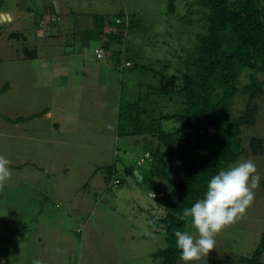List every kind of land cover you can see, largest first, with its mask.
Segmentation results:
<instances>
[{
  "label": "rangeland",
  "instance_id": "obj_1",
  "mask_svg": "<svg viewBox=\"0 0 264 264\" xmlns=\"http://www.w3.org/2000/svg\"><path fill=\"white\" fill-rule=\"evenodd\" d=\"M0 2V154L11 161V175L0 180V264H32L35 258L43 264H162L156 254L168 243L150 223L165 215L162 199L133 176L149 169L146 149L157 140L118 135L121 94L123 105L142 92L146 99L153 91L148 84H159L156 71L177 75L179 84L194 78L190 61L207 13L192 0ZM5 12L19 16L9 22ZM53 20L55 39L47 26ZM111 32L117 35L115 52L122 55L125 43V59L141 67L121 71L108 54L96 58V46ZM258 77L264 81V73ZM248 82L242 76V85ZM149 99L151 106L159 101L156 94ZM164 99L162 112L173 113L178 97ZM254 104L259 111L255 124L243 128L245 154L239 159L253 160L260 175L254 201L215 234L214 248L194 264H244L240 258L250 257L264 234V95ZM245 107L246 97L239 96L232 112L238 116ZM48 109L53 119L40 118ZM60 117L67 119L63 131L55 128ZM254 137L263 140L258 155L249 144ZM109 165L117 166L120 184L106 183ZM155 183L167 189L164 180ZM186 229L195 234L189 224Z\"/></svg>",
  "mask_w": 264,
  "mask_h": 264
},
{
  "label": "trees",
  "instance_id": "obj_2",
  "mask_svg": "<svg viewBox=\"0 0 264 264\" xmlns=\"http://www.w3.org/2000/svg\"><path fill=\"white\" fill-rule=\"evenodd\" d=\"M192 5L207 13L206 31L197 35L196 55L190 61L196 70L195 77L186 76L179 84L177 75L156 71L154 77L159 84L149 83L147 87L149 92L153 90L152 94L148 93L145 99L142 92L139 100L125 99L124 105V94H121L118 113V135L144 134L157 140L156 146L147 147L145 158L149 159L150 166L146 173L140 174L141 183L149 184L151 194L162 199L165 209L164 216L150 219L168 243L167 248L156 254L162 264H179L181 258L174 231L185 230L188 225L186 218L181 219L182 210L202 196L212 175L245 154L243 128L255 124L259 109L257 104L253 105L264 95V81L258 77L264 73V0H192ZM104 31L105 26L100 34ZM114 34H107L109 40L102 46L106 51H114L111 58L119 65L121 55L112 46L117 38ZM27 56L34 55L27 52ZM133 65V69L141 67L137 62L130 67ZM163 65L169 69L170 64ZM242 76L249 79L245 85L241 83ZM154 94L159 101L151 106L149 97ZM239 96L246 97V107L244 113L236 116L232 109ZM167 97L169 100L178 97L179 103L173 105L175 111L171 114L162 112L166 107L161 102ZM252 108L255 109L252 111ZM165 122H172L174 126L165 129ZM249 144L254 155L263 152L262 139L254 137ZM105 170L107 184H120L116 179V165L106 166ZM155 179L164 180L167 189L157 185ZM263 257L264 234L253 254L240 261L264 264Z\"/></svg>",
  "mask_w": 264,
  "mask_h": 264
},
{
  "label": "clouds",
  "instance_id": "obj_3",
  "mask_svg": "<svg viewBox=\"0 0 264 264\" xmlns=\"http://www.w3.org/2000/svg\"><path fill=\"white\" fill-rule=\"evenodd\" d=\"M112 53L114 51L110 55ZM10 164L11 161L0 154V180L11 175ZM260 179L251 159L238 160L210 177L202 196L181 213V219H187L195 234L187 229L174 231L175 246L184 264H194L214 248L215 234L238 219L253 203L254 189ZM32 264H43V261L35 258Z\"/></svg>",
  "mask_w": 264,
  "mask_h": 264
},
{
  "label": "crops",
  "instance_id": "obj_4",
  "mask_svg": "<svg viewBox=\"0 0 264 264\" xmlns=\"http://www.w3.org/2000/svg\"><path fill=\"white\" fill-rule=\"evenodd\" d=\"M28 10H32L31 8H29ZM0 13H2L1 11H0ZM5 14H7V17H9V22H13L15 19H17L18 18V14L17 13H10V12H5ZM8 22V21H7ZM3 24V23H2ZM2 24H0V26L2 25ZM48 27H50L49 29L51 30V34H49L52 38H54L55 39V30H56V24H53V22L51 23V24H48L47 25ZM107 27V26H106ZM105 27V28H106ZM87 29H90V28H87ZM86 31V29L85 30H83V32H81L80 30H78V34H84V32ZM83 34L81 35V36H83ZM18 36V35H17ZM96 47H99V46H96ZM103 47V46H102ZM104 48V47H103ZM104 50L106 51V49L104 48ZM106 53L108 54L107 56H108V61L110 62V64H112V60H110V59H112L111 58V56L109 55V53L106 51ZM34 55V54H33ZM34 56H36V58H38L39 56H38V53H36V55H34ZM110 58V59H109ZM112 66V65H111ZM40 118H46V120H51V119H53V112L51 111V110H45L44 112H43V114H41V116H39ZM57 119H60L61 120V122H59V123H55V128L57 129V131H63V127L62 126H64L63 124L66 122V120L67 119H65L64 117H60V118H57ZM65 119V120H64ZM14 126H16V127H18L19 126V123L18 122H16L15 123V125ZM74 126V125H73ZM85 130V129H84ZM57 133V132H56ZM58 134H59V132H58ZM46 142H50V143H54V144H58V143H62V141L63 140H60V138L59 139H54V140H51V139H49L48 137H47V139L45 140Z\"/></svg>",
  "mask_w": 264,
  "mask_h": 264
},
{
  "label": "built area",
  "instance_id": "obj_5",
  "mask_svg": "<svg viewBox=\"0 0 264 264\" xmlns=\"http://www.w3.org/2000/svg\"><path fill=\"white\" fill-rule=\"evenodd\" d=\"M58 19V21L60 20V18H57ZM126 19H127V17H126ZM128 23V25H129V23L130 22H128L127 20L126 21H122L121 19H118V22L117 23H120V24H123V23ZM45 24V23H44ZM127 25V24H126ZM123 36H127V31L126 32H124V35ZM125 41V40H124ZM125 50H126V46H125V43H124V46H123V53H122V55L120 56V64L118 65V68L122 71V70H124L125 68H127V67H130L131 65H132V63L130 62V61H128L127 59H125V57H124V54H125ZM94 53H95V55H96V58L97 59H103V58H105V56H106V51L104 50V48L102 47V46H99V47H96L95 48V50H94ZM111 56V55H110ZM115 60V59H114ZM116 61V60H115ZM146 157H149V154H146ZM116 184H118L119 183V181H116L115 182ZM151 195V197H155V195L154 194H150Z\"/></svg>",
  "mask_w": 264,
  "mask_h": 264
},
{
  "label": "water",
  "instance_id": "obj_6",
  "mask_svg": "<svg viewBox=\"0 0 264 264\" xmlns=\"http://www.w3.org/2000/svg\"><path fill=\"white\" fill-rule=\"evenodd\" d=\"M0 23H2L1 19H0ZM135 175L140 181L143 179L142 175L138 171L135 172Z\"/></svg>",
  "mask_w": 264,
  "mask_h": 264
}]
</instances>
